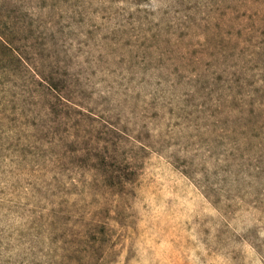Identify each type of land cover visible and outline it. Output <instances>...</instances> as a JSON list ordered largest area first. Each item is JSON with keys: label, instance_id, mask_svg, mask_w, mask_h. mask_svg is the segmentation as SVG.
Masks as SVG:
<instances>
[{"label": "rangeland", "instance_id": "1", "mask_svg": "<svg viewBox=\"0 0 264 264\" xmlns=\"http://www.w3.org/2000/svg\"><path fill=\"white\" fill-rule=\"evenodd\" d=\"M0 264H264V0H0Z\"/></svg>", "mask_w": 264, "mask_h": 264}]
</instances>
